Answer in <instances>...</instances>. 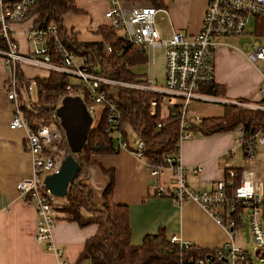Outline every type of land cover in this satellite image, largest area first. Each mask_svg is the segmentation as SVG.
<instances>
[{
    "label": "built area",
    "instance_id": "2783aa9c",
    "mask_svg": "<svg viewBox=\"0 0 264 264\" xmlns=\"http://www.w3.org/2000/svg\"><path fill=\"white\" fill-rule=\"evenodd\" d=\"M34 0H0V57L7 68L5 81L6 99L12 105V116L9 129H25L24 146L31 157V171L26 177L15 183L18 195L27 204L35 207L37 222L34 241L44 243L46 250L51 251L56 261L54 264H73L62 257V250L53 246L50 231L56 221L55 206L57 197L53 196L43 185V177L56 171L61 155L60 143L62 130L54 111L46 122L30 128L21 113V108L28 107L27 91L30 86L20 83L18 74L20 66L25 64L41 67L48 71L64 73L78 80L87 96L86 110L91 114L102 111L107 124L116 125L119 111L116 104L105 95L102 85L130 86L132 88L152 91L156 98L148 102V113L178 109V130L174 142V155L162 153L160 163L145 162L149 185L158 196H166L174 203L183 200L195 201L207 211L217 223L225 229L234 226V214L239 221L246 217L251 239L260 259L264 257V191L262 184L254 182V175L248 170L239 172L229 164V158L238 148L245 158H253L259 149L264 151V129L246 128L238 123L233 130V147L225 153L223 166L224 176L213 181L209 188H190L186 182V169L179 162L178 148L181 141L191 135L190 124L198 116L187 115L192 101H216L217 98L201 93L200 88L213 80L212 54L220 40L225 37H237L244 33L250 19L264 20V0H206L200 28L194 34H187L172 29L164 35L157 26L155 15L158 11L165 13V6L154 7L150 4L131 3L124 5L121 0H107L103 17L107 25L122 34L121 46L132 44L139 48L161 49L163 55V85L156 86L153 78H146L142 83H127L95 74L84 58L74 62V54L59 40L54 23L32 25L26 31V40L30 48L25 53L18 50L13 36L12 25L27 19ZM242 54L252 66L259 64L258 94L264 97V44L251 40L242 44ZM109 50V49H108ZM52 52V53H50ZM151 52V53H152ZM55 53V55H53ZM52 56L59 60L52 62ZM147 59V56H146ZM21 74V73H20ZM22 75V74H21ZM23 77V76H22ZM24 78V77H23ZM67 83L65 89H69ZM79 96V95H78ZM259 99V100H260ZM228 102V101H227ZM231 104L264 111V103H246L234 100ZM92 118V117H91ZM114 147L126 149V142L118 132L114 134ZM129 151L137 158L143 159L142 140L135 135ZM63 152V151H62ZM193 171L200 168L194 167ZM238 177L235 183V178ZM169 242L176 243L179 250L187 249L191 244L171 236ZM245 249L236 245L231 239L222 243L211 253L201 257L179 256L176 264H253Z\"/></svg>",
    "mask_w": 264,
    "mask_h": 264
},
{
    "label": "crops",
    "instance_id": "0c3cea01",
    "mask_svg": "<svg viewBox=\"0 0 264 264\" xmlns=\"http://www.w3.org/2000/svg\"><path fill=\"white\" fill-rule=\"evenodd\" d=\"M73 3L78 11H68L61 18V26L66 33L75 31L74 38L79 43L102 41L98 28L109 27L103 17L107 0H73ZM160 3L162 5L163 1L160 0ZM205 3L206 0H166L163 4L165 13L158 11L155 15L157 26L164 35L172 29L194 34L200 28ZM34 18L35 14L12 25L21 53L30 48L26 31L32 26ZM220 42L213 51L212 64L213 82L222 88V93L211 95L217 98L216 101H192L187 111L189 116L216 117L227 101L243 99L246 103H255L260 99L256 67L248 63L234 45L222 39ZM144 51L147 56L148 50ZM74 57L79 61L84 58L75 54ZM19 69L25 79L43 78L49 72L25 64ZM6 77L7 68L0 57V264H54L55 255L45 249L44 243L34 241L37 222L34 205L25 203L15 188L18 180L30 174L31 157L24 146L25 129L8 128L12 105L5 95ZM126 130L127 134L132 133L134 139L135 134L129 128ZM232 147L233 130L209 135L191 132L178 148L179 162L186 169L187 185L194 189L209 188L213 181L222 178L225 153ZM91 159L94 162L86 167L81 183L90 189L91 204L99 207L108 181L103 170L112 171V201L126 206L131 244H139L145 235L155 234L158 229H162L168 239L175 236L203 250L215 249L229 239L236 244L232 233L195 201L174 203L166 196L156 195L149 185L144 160L137 158L128 148L92 154ZM194 167L200 170L193 171ZM96 228L95 224L78 227L74 222L57 218L50 231V241L62 250L66 260L76 264L83 242L95 233Z\"/></svg>",
    "mask_w": 264,
    "mask_h": 264
},
{
    "label": "trees",
    "instance_id": "16d2710c",
    "mask_svg": "<svg viewBox=\"0 0 264 264\" xmlns=\"http://www.w3.org/2000/svg\"><path fill=\"white\" fill-rule=\"evenodd\" d=\"M148 2L154 7L161 6L160 0H148ZM68 11H78L73 0H34L27 18L35 14L32 25L54 23L60 42L73 54L84 57L95 74L118 81H145L143 75L134 74L130 69L133 65L146 61L144 48L126 43L121 46L123 42L121 32L110 27L98 28L102 36V41L98 43L76 42L75 31L70 30L67 34L61 26L62 15ZM253 30L257 34H264V20L253 18ZM0 47H3L1 39ZM55 56H52L51 61L58 63L59 60ZM18 78L20 83L30 86V90L27 91L28 107L21 108L22 116L30 128L46 122L59 100L65 95H79L87 104L84 88L77 83H71L70 77L64 73L50 70L46 77L32 79H25L19 73ZM67 83L70 84L68 90L65 89ZM32 89L34 98L31 97ZM101 89L116 104L119 111L118 123L114 126L107 124L102 111L98 113L95 122L92 120L84 145L73 154L78 164V171L73 181L67 185L63 197L64 204L55 206L56 219L62 218L74 222L78 227L88 224H95L97 227L95 233L83 242L76 264L81 262H87V264H176L179 256L186 257L192 254L195 257H201L211 253L213 249L203 250L193 245L185 250H179L176 243L169 242L162 229H158L155 234L145 235L137 245L131 244L126 206L112 201L113 174L110 170H103L108 181L101 194V205L96 207L91 204L90 189L83 185L81 180L86 175V167L94 162L91 159L92 154L112 153L117 149L114 147L115 132L120 134L127 148H131L127 140L126 129L129 128L143 142V160L160 163L162 153L174 155L176 152L174 142L178 130L177 107L164 115H161L159 110L155 115H149L148 102L157 97L156 93L119 85H102ZM200 91L209 95H218L222 93V88L212 80L203 85ZM237 101L245 102L243 99ZM257 103H264V97ZM238 123L254 130L264 129V111L223 103L219 116L198 117L197 121L190 124V131L209 135L234 130ZM59 147L67 152L64 137ZM235 169L238 172L241 170ZM261 177L264 191V169ZM237 179L238 177L235 178V183ZM229 217L234 219V225L239 224L240 221L234 214ZM243 264H249V262L245 261Z\"/></svg>",
    "mask_w": 264,
    "mask_h": 264
},
{
    "label": "rangeland",
    "instance_id": "374dc122",
    "mask_svg": "<svg viewBox=\"0 0 264 264\" xmlns=\"http://www.w3.org/2000/svg\"><path fill=\"white\" fill-rule=\"evenodd\" d=\"M124 5H128L131 3H138L141 5L144 4H150L148 0H121ZM163 4H165L166 0H162ZM120 33V32H119ZM224 42L230 43L231 45H234L236 49L239 51H242V44L244 42H248L251 40H257L260 44H264V34H257L253 30V19H250L247 23L244 33L241 36L237 37H225L222 38ZM152 51L148 49L147 51V61H144L143 63L133 65L131 67V71L134 74H141L146 78L154 79V83L156 86H162L163 85V55L162 50L157 48L153 50V56ZM79 59L77 57H74V62L78 63ZM256 70L259 68V64L256 63L255 65ZM139 79V78H138ZM71 83H77L78 80L74 77L69 78ZM126 82V81H125ZM127 83H136V82H127ZM142 83V82H138ZM124 87H130V86H124ZM132 88V87H130ZM34 89V88H33ZM31 90V97L34 98V90ZM232 101H228V103H231ZM166 112L164 110L161 111V115H164ZM92 120L93 122L97 119V111H94L92 114ZM132 133L128 132L127 139L131 142L133 139ZM60 152H57L56 154L61 155L62 157L66 154L65 150L60 147ZM63 151V152H62ZM229 162L232 164V166L240 167L242 170H248L251 171L254 175V182L260 183L262 179V172L264 169V151L259 149L258 153L253 158H245L241 155V152L238 148H234V154L229 158ZM84 174H82L83 176ZM84 177V176H83ZM64 200L63 198H57V204L56 205H63ZM228 231L232 233L233 239L236 242V245H241L243 249L247 251V253L250 255L253 264H264V257L260 259V256L258 254L257 249L255 248V245L251 239L249 228L247 225L246 217H241L240 225H234L232 228H228ZM233 242V241H232ZM234 243V242H233ZM239 243V244H237ZM235 244V243H234ZM239 245V246H240ZM240 246V247H241ZM63 257V256H62ZM64 258V257H63ZM262 260V261H261ZM79 264H87V262H81Z\"/></svg>",
    "mask_w": 264,
    "mask_h": 264
},
{
    "label": "water",
    "instance_id": "95a60500",
    "mask_svg": "<svg viewBox=\"0 0 264 264\" xmlns=\"http://www.w3.org/2000/svg\"><path fill=\"white\" fill-rule=\"evenodd\" d=\"M54 113L62 130L67 152L60 159L56 171L45 175L42 182L50 194L63 198L67 185L73 181L78 171L73 154L84 145L92 118L78 95L63 96Z\"/></svg>",
    "mask_w": 264,
    "mask_h": 264
}]
</instances>
